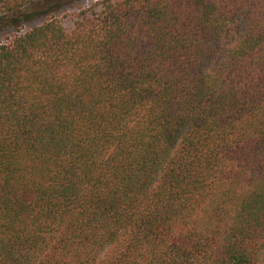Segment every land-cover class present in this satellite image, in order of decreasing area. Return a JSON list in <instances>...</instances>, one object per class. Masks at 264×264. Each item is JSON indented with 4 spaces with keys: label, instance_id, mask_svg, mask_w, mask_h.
<instances>
[{
    "label": "trees",
    "instance_id": "obj_1",
    "mask_svg": "<svg viewBox=\"0 0 264 264\" xmlns=\"http://www.w3.org/2000/svg\"><path fill=\"white\" fill-rule=\"evenodd\" d=\"M0 264H264V0H101L0 44Z\"/></svg>",
    "mask_w": 264,
    "mask_h": 264
},
{
    "label": "rangeland",
    "instance_id": "obj_2",
    "mask_svg": "<svg viewBox=\"0 0 264 264\" xmlns=\"http://www.w3.org/2000/svg\"><path fill=\"white\" fill-rule=\"evenodd\" d=\"M101 0H73L58 9L49 10L50 5L35 8L27 15H6L0 17V44L12 39L15 35L23 33L37 26L45 20L56 18L61 20L66 29L72 28V24L78 19V13L89 5Z\"/></svg>",
    "mask_w": 264,
    "mask_h": 264
}]
</instances>
